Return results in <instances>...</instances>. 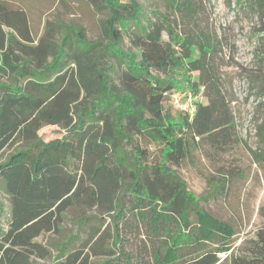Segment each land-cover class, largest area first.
Listing matches in <instances>:
<instances>
[{"label": "trees", "instance_id": "trees-1", "mask_svg": "<svg viewBox=\"0 0 264 264\" xmlns=\"http://www.w3.org/2000/svg\"><path fill=\"white\" fill-rule=\"evenodd\" d=\"M88 1L108 10L106 41L88 39L83 27L61 34L50 23L35 39L26 11L0 0V152L17 145L0 163L10 196L0 264L48 257L36 239L60 228L67 214L76 216L78 233L60 243L50 264H264V228L248 254L233 255V225L200 206L169 165L202 142L221 151L234 141L224 42L205 21L203 0H166L173 18L147 12L139 0ZM238 1L264 23V0ZM132 30L174 48L160 57L147 46L127 50L122 42ZM178 73L207 99L193 103V115L175 117L164 106L179 91ZM255 81L264 109V73ZM48 125L60 135L46 141L38 132ZM141 139L169 143L165 160L149 163Z\"/></svg>", "mask_w": 264, "mask_h": 264}, {"label": "rangeland", "instance_id": "rangeland-1", "mask_svg": "<svg viewBox=\"0 0 264 264\" xmlns=\"http://www.w3.org/2000/svg\"><path fill=\"white\" fill-rule=\"evenodd\" d=\"M14 8L26 11L35 39L44 34L46 24L54 26L62 34L66 26L83 27L90 40L106 41L103 23L108 15L107 9H98L88 0H1ZM147 12L171 14L166 0H139ZM205 21L215 29L224 42L223 57L226 66L223 70V82L231 100V109L235 120L234 141L226 149L218 151L202 142L193 154L180 160L178 164L169 163L186 183L188 190L198 200V204L220 220L233 225L236 234L231 242L233 255H245L255 247L257 232L264 228V138L259 134V124L264 118V109L257 108L260 82L257 76L264 73V23L260 16L247 4L238 0H203ZM152 20L160 23L158 15ZM173 18L172 15H170ZM130 31L122 42L127 50L139 52L147 46L151 56L160 57L170 45H152L138 38ZM60 34V35H61ZM164 38H168L164 32ZM147 44V45H146ZM155 73L165 76L158 71ZM178 73L182 100L175 104L173 94L164 102L175 117L183 116L186 104L199 101L207 105L203 90L195 92ZM4 80V79H2ZM143 91L151 86L141 80H132ZM168 96V95H167ZM39 135L50 140L60 135L55 125L43 127ZM164 141L141 139V145L147 153L149 163L163 162ZM17 147H6L0 152V163L5 161ZM180 150L181 145L177 144ZM74 215V214H73ZM67 214L61 227L47 231L36 239L50 249L46 258L35 257V264H50L58 254L59 245L70 234L78 233L76 216ZM10 219V196L0 179V232L7 230ZM1 239V237H0ZM77 240H75L76 242ZM74 244V242H73ZM224 263L229 260L226 254H220Z\"/></svg>", "mask_w": 264, "mask_h": 264}, {"label": "built area", "instance_id": "built-area-1", "mask_svg": "<svg viewBox=\"0 0 264 264\" xmlns=\"http://www.w3.org/2000/svg\"><path fill=\"white\" fill-rule=\"evenodd\" d=\"M173 99L175 101V104H180V100H182V96L180 92H175L173 94ZM186 112H188L190 115H193L194 111H195V106L194 104L190 103V104H186L182 107Z\"/></svg>", "mask_w": 264, "mask_h": 264}]
</instances>
